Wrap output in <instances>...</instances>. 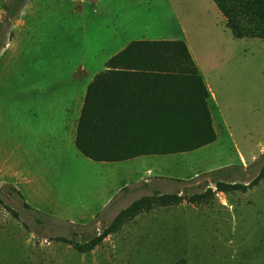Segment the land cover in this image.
<instances>
[{"label": "rangeland", "instance_id": "374dc122", "mask_svg": "<svg viewBox=\"0 0 264 264\" xmlns=\"http://www.w3.org/2000/svg\"><path fill=\"white\" fill-rule=\"evenodd\" d=\"M80 1L0 0V264H264V179L143 213L90 253L59 240L89 242L142 197L249 185L264 167V40L235 39L213 0H163L159 29L188 30L221 109L210 101L217 141L115 164L83 157L77 127L105 68L82 67L127 41L115 38L122 16L140 6L147 22L159 0Z\"/></svg>", "mask_w": 264, "mask_h": 264}, {"label": "trees", "instance_id": "16d2710c", "mask_svg": "<svg viewBox=\"0 0 264 264\" xmlns=\"http://www.w3.org/2000/svg\"><path fill=\"white\" fill-rule=\"evenodd\" d=\"M213 1L235 39L264 40V0ZM209 99L185 42L133 41L88 86L75 146L85 158L109 164L198 151L218 138ZM263 179L264 167L249 185L219 181L215 190L189 197L180 193L142 197L89 242L59 240L80 253H90L143 213L184 201L208 204L217 193L247 192Z\"/></svg>", "mask_w": 264, "mask_h": 264}, {"label": "crops", "instance_id": "0c3cea01", "mask_svg": "<svg viewBox=\"0 0 264 264\" xmlns=\"http://www.w3.org/2000/svg\"><path fill=\"white\" fill-rule=\"evenodd\" d=\"M83 1H80V3L83 4V5H87L88 4L91 7H98V5L101 3V0L98 1L97 3H94V4H89V3L85 2V1L84 2ZM207 2H209V0H207ZM162 4H163V0H159L158 1V7H157V4H155V6H151V8L149 9V12L152 14L150 16H153V17L150 20H148L147 22H141L140 20H138V17H141L142 12H143L142 9L140 8V6H138L136 8V11H134L135 12L134 16L130 15L128 19L126 17L122 16L120 21L117 22V24H116L117 25V32L115 34V38H118V35L121 34V35H124V36L127 37V41L124 42L122 45L116 47V49L112 52V54L107 56V58H105V60H103L102 62H100V59L97 56H95L94 57V62L93 63H89V64L85 63L83 65L82 69L105 68L103 70V71H105L106 68H107V62L113 56H115L118 53H120L121 51H123L133 41H174V40H180V41H183V42H185L187 44V46H188V48H189V50L191 52V55H192L194 61L196 62L201 75L204 78L205 84H206V86H207V88L209 90V93H210L209 108H210V101H211L213 103V106L215 105V107L217 109H219L220 112H221L220 106L218 104L216 93L213 90L212 86L210 85L208 75L202 73L201 62L199 61V56L197 54V50H196L195 44H193V41L190 38L188 30L186 28H182L181 27L183 24H182V13L180 12V10H179V12H176L175 8H173L174 10L172 12L173 15H174L172 17L174 22H176V24H177V26H179V28L181 27L178 30V33L176 34V36L173 35V34H170V33H165L164 31L159 29L164 24L163 16L166 15V10H167L166 6L161 8ZM160 9L162 10V12H160V13L163 14L162 17H160V14H159ZM147 14H149V13H146V15ZM222 16H223V14H222ZM223 20H224L223 22L227 23V20H226L225 17H224ZM149 22H151V24H149ZM240 40H243V39H240ZM210 111L212 113L211 108H210ZM212 117H213V114H212ZM213 122H214V117H213ZM214 127H215V123H214ZM216 132H217V130H216ZM217 135H218V133H217ZM140 158H144V157H140ZM137 159H139V158H137ZM134 160H136V159H134ZM104 164H109V163H104Z\"/></svg>", "mask_w": 264, "mask_h": 264}]
</instances>
